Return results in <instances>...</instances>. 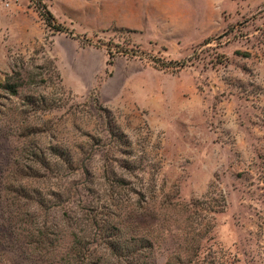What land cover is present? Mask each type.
<instances>
[{
	"label": "rangeland",
	"instance_id": "obj_1",
	"mask_svg": "<svg viewBox=\"0 0 264 264\" xmlns=\"http://www.w3.org/2000/svg\"><path fill=\"white\" fill-rule=\"evenodd\" d=\"M143 209L264 264V0H0V264H136Z\"/></svg>",
	"mask_w": 264,
	"mask_h": 264
},
{
	"label": "trees",
	"instance_id": "obj_2",
	"mask_svg": "<svg viewBox=\"0 0 264 264\" xmlns=\"http://www.w3.org/2000/svg\"><path fill=\"white\" fill-rule=\"evenodd\" d=\"M46 13L51 17V13L46 11ZM45 15V13H42ZM49 18V17H48ZM58 30H62L61 28H57ZM110 62V61H109ZM128 214L120 220V225L123 228H130L136 226L140 228H145L149 221L147 220V214L143 211L136 215L135 213H131L130 211H126ZM151 223V222H150ZM149 223L151 230L148 233L140 237L145 242V248H140L137 251L140 252V255L137 257L136 264H146V262H150L151 264H158L157 262V249L161 246L164 247L163 251L167 252L166 260L164 264H188L191 263L195 257L199 255V251L201 247L196 246V239L194 236H191L187 233H172L165 230L163 233H155L152 229V224ZM165 223L154 222V227H162ZM178 231V230H177ZM140 239V241H141ZM24 240L30 242L38 252H48V243L45 244L46 238L38 239L34 234L28 233L25 234ZM30 249V247H28ZM45 248V251L43 250ZM144 249V252L142 251ZM132 260L134 259V255L131 256ZM79 259V255L76 256L75 260ZM60 264H72L73 257L72 254L67 252H63L62 255L57 259Z\"/></svg>",
	"mask_w": 264,
	"mask_h": 264
}]
</instances>
